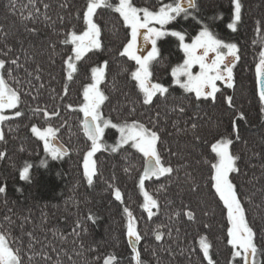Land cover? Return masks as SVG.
<instances>
[{
	"label": "trees",
	"instance_id": "obj_1",
	"mask_svg": "<svg viewBox=\"0 0 264 264\" xmlns=\"http://www.w3.org/2000/svg\"><path fill=\"white\" fill-rule=\"evenodd\" d=\"M201 1L196 0L198 10H193L187 19L178 17L164 30L179 31L188 41L206 26L217 39L235 43L240 59L233 76L234 86L221 87L214 102H197L193 95L175 84L170 74L162 80L169 89L167 98L157 97L152 106H143L142 96L130 76L135 65L119 55L130 33L117 13L97 10L93 19L101 28L103 49L90 52L77 62V72L68 81L64 62L72 55V46L61 41L67 33L81 34L86 29L82 18L86 0H45L51 5L49 15L56 23L53 28L37 22L35 35L27 32L16 16L9 14V0H0V28L9 33V43L18 50L17 41H23L35 57L27 65L29 70L36 65L42 69L41 80H33L31 87L27 83L30 78L23 70L17 74L21 84L9 80L10 86L21 89L19 111L23 115L0 124L5 137L0 141V152L5 153V158L0 159V187L6 188L0 194V223H5V217H11L12 236L21 235L20 225L27 217L29 222L24 223V231L34 232L42 241L47 237L58 248L67 249L74 264H103L109 255L115 257L116 264H135L127 237L124 213L127 207L142 236L137 251L143 264H207L200 251L202 237L211 244L209 254L213 264H242L232 255L234 250L227 243L226 210L209 186L211 164L216 162L211 145L228 138L233 140L230 151L240 157L237 161L240 172L232 174L233 182L247 209L249 225L256 233L257 264H264V111H261L256 78L260 52L264 50V0H241L242 19L235 32L228 28L234 11L231 0ZM26 3L27 0H17L18 6ZM62 3H67V7L61 8ZM134 3L156 10L158 0H134ZM58 16L64 17L63 22ZM180 49L179 41L166 35L159 42L161 58L153 65L157 68L166 65L172 71L183 59ZM23 59L21 56V62ZM105 61L108 66L101 89L108 99L101 106L103 117L114 123L139 121L149 128L156 121L162 137V143L157 146L162 161L179 169L171 178L154 177L145 181V191L159 203L151 219L143 209L144 198L138 187L144 158L135 149L129 146L117 152H112L110 147L102 149L93 158L96 175L92 186L84 177V157L91 142L82 131L80 112L70 110L68 105L75 109L81 106L83 87L91 82V68L103 66ZM41 83L43 88H39ZM65 85L67 95H64ZM227 96L233 97L231 108ZM179 106L185 108L183 114L172 111ZM36 108H46L50 113L58 111L59 116L46 120L42 113H34ZM241 113L244 119H240ZM11 114L12 111L6 115ZM174 122L180 129L187 127L189 132H178ZM193 122L197 124L195 134L190 129ZM233 122L238 128L239 140L235 139ZM33 126L41 131L48 127L57 129L55 139L67 154L53 160L45 151L44 142L32 134ZM193 135H199V141H194ZM115 141L116 133L107 130L103 143L114 146ZM25 165H30L29 179L21 180L20 172ZM192 185H198L199 190L193 192ZM115 189L121 191L123 204L115 200ZM188 210L194 212V221L184 215ZM77 223L83 226L79 238L72 235ZM5 227H8L6 223ZM157 231L163 234L161 241L155 239ZM54 232L67 237V242L61 245L59 240H54ZM24 239L26 242L27 238ZM81 242L82 248L78 247ZM62 259L64 264H72L66 256Z\"/></svg>",
	"mask_w": 264,
	"mask_h": 264
},
{
	"label": "snow or ice",
	"instance_id": "obj_2",
	"mask_svg": "<svg viewBox=\"0 0 264 264\" xmlns=\"http://www.w3.org/2000/svg\"><path fill=\"white\" fill-rule=\"evenodd\" d=\"M231 3L234 11L232 22L228 24V28L235 32L237 24L242 19V3L241 0H231ZM7 7L9 14L16 16L19 23L25 27V30L33 35L38 31L34 27L37 22H43L46 26L53 28L56 23L49 15L51 5L45 0H27L26 4H20L19 6L17 0H9ZM60 7L66 8L67 3H62ZM98 9H107L117 13L124 26L130 29V39L127 40L119 55L134 61L137 66L134 71H131L130 76L136 82V87L142 96L141 103L143 106H152L154 98L164 97L166 99L169 93L168 87L160 83H152V72L150 70L153 62H159L160 54L157 41L166 35L175 37L179 41V47L183 50L185 57L182 64L172 69L173 80L184 92L194 94L197 102L207 100L214 102L216 100V93L220 91L217 87V81H222L228 88L234 86L233 67L240 59L239 50L235 43H225L217 39L206 26L191 43H185V35L179 31L169 32L164 30L166 25L175 21L178 17L187 19L193 10H198L196 0H172L171 3H163L162 0H158L156 10L136 6L134 0H118L117 3H113V0H86L85 8L82 10V18L86 29L81 34H77L75 31L67 33L61 41L62 44H71L72 46V55L68 56L64 62L68 81H72L74 74L77 72V62L83 60L88 53L102 51L103 49L101 28L93 19ZM58 19L63 22L64 17L58 16ZM29 25L33 26L29 27ZM155 25H159L160 28L155 27ZM17 43L20 45L18 50L9 43V33L0 28V124L23 115L19 111L21 89L10 86L9 80L21 84L22 81L17 75L21 70L30 78L27 81L30 87L33 86V80H41V66L36 65L29 70L27 65L34 61L35 57L24 47L23 41H17ZM142 44H151V50L146 55L138 54ZM52 47L54 49V45ZM17 51L19 54H17ZM210 53L215 55L209 61ZM21 56L24 58L23 62H21ZM107 66V61H105L103 66L92 67L91 82L83 87L81 106L75 109L68 105L70 110L79 111L83 114L82 131L87 140L91 142L90 150L87 151L84 157V177L88 185L92 186L93 177L96 175L95 162L92 157L102 149L107 150L110 147L112 152H117L125 145L135 149L144 158L143 173L139 177L138 187L144 198L143 209L147 212L148 219H151L154 215L153 210L159 209V203L145 191V181L153 177L156 179L161 177L171 178L174 173H178L179 169L165 165L162 161L157 147L158 144L162 143V137L160 130L156 128V121H153V127L149 128L139 121L114 123L103 117L101 106L108 97L102 91L101 85L105 80ZM196 66L199 67L198 73L193 72V68ZM256 76L259 85V101L262 105L261 111H264V51L260 52ZM43 87L42 83L39 84V88ZM67 93L68 87L65 85L64 95H67ZM28 94L30 93H25V95ZM33 98L35 99V97ZM226 99L228 107H233V97L227 96ZM6 110H12V114L6 115ZM33 111L34 113H42L43 118L46 120L59 116L58 111L54 110L50 113L46 108H36ZM133 111H135L134 108ZM172 111L183 114L185 108L183 106L174 107ZM156 117L159 120V112L156 113ZM240 119H244L243 113L240 114ZM173 127H176L178 132H184L185 134L189 132L187 127L184 129L178 128L176 122L173 123ZM109 128L115 129L119 133V141L114 146L103 143L105 130ZM190 129L195 134L197 124L191 123ZM57 131L53 127H48L44 131L35 126L31 128L32 134L44 142V149L51 155L53 160L62 158L66 154V150L62 145L57 147L51 143L56 138ZM233 132L236 133L235 139L239 140V131L235 122H233ZM4 139V134L0 131V141H4ZM193 139L199 141L200 137L199 135H193ZM232 144L233 140L226 138L211 145V152L215 154L216 162L211 164L209 186L210 189L214 190L213 194L222 202L223 209L226 210L227 243L234 249L232 255L239 257L243 264H257L256 233L249 225L247 209L239 195L237 185L233 182L232 174L240 172L237 164L240 157L230 151ZM3 158H5V153L0 152V159ZM29 168L30 165H25L20 172L21 180L29 179ZM109 187L111 188L112 185H109ZM191 190L197 192L199 186L192 185ZM5 192L6 188L0 187V194ZM114 197L115 200L124 203L119 189L114 190ZM248 202L251 203V200ZM124 213L127 216V237L134 253L133 259L135 264H143L141 254L136 247L142 236L137 229L133 213L127 207L124 208ZM177 215H180V213H177ZM184 215L187 216L189 221L195 220L192 210H188ZM88 219L94 222L92 216H89ZM4 222L8 227H5V223H0V264H64L62 256H66L74 264L67 249L58 248L56 243L49 241L47 237L42 241L36 237L34 232L24 231V223L29 222L27 217L23 218V223L20 225L21 235L19 237L11 235V226L14 224L11 217H5ZM82 228L83 226L77 223L72 235L79 238V230ZM25 237L27 238L26 242ZM53 238L59 240L61 245L67 242V237L57 236L55 232ZM162 238L163 234L157 231L155 239L161 241ZM72 243L75 245L76 240L74 239ZM199 243L203 258L207 260V264H213L209 254L210 242L206 237H202ZM78 247L82 248L83 243L81 242ZM74 254L80 255L79 252ZM99 259L97 257V260ZM103 264H116L115 257L109 255L103 260Z\"/></svg>",
	"mask_w": 264,
	"mask_h": 264
},
{
	"label": "flooded vegetation",
	"instance_id": "obj_3",
	"mask_svg": "<svg viewBox=\"0 0 264 264\" xmlns=\"http://www.w3.org/2000/svg\"><path fill=\"white\" fill-rule=\"evenodd\" d=\"M162 1H164V3H170L172 0H162ZM143 31V30H142ZM197 36V35H196ZM195 36V37H196ZM165 37V36H164ZM164 37L163 38H161L160 40H158L157 41V48H158V51H159V54H160V50H159V42H161L163 39H164ZM193 39V38H192ZM192 39H190V40H192ZM190 40H188V41H190ZM150 46H151V44H142L141 45V51L140 52H138V53H142V55H144L145 54V52H147V50H149V48H150ZM214 53H210L209 54V61L211 60V59H213L214 58ZM160 56H159V60H160ZM131 61V60H130ZM131 62H133V64L135 65L134 66V69H136V64H135V62L134 61H131ZM166 62V64H167V61H165ZM156 62H153L152 63V65H151V72H152V76H151V81H152V83H160V84H162L163 86H164V84H163V82H162V80H164L165 78H166V75L167 76H170V74H171V71H170V67H167L166 65H165V67L163 66L162 68H159V66H158V68L157 67H155V65H153V64H155ZM162 63V62H161ZM239 64V62L237 61L236 63H235V66L233 67V76H234V73L236 72V70H237V68H238V65ZM164 65V64H163ZM193 72L194 73H198L199 72V67L198 66H196V67H194L193 68ZM171 77H172V75H171ZM173 78V77H172ZM136 83V82H135ZM217 87L220 89L221 87H224V88H228V87H225V84L222 82V81H217ZM218 93V92H217ZM216 93V94H217ZM190 94V93H189ZM191 95H193L194 96V94H191Z\"/></svg>",
	"mask_w": 264,
	"mask_h": 264
},
{
	"label": "rangeland",
	"instance_id": "obj_4",
	"mask_svg": "<svg viewBox=\"0 0 264 264\" xmlns=\"http://www.w3.org/2000/svg\"><path fill=\"white\" fill-rule=\"evenodd\" d=\"M201 1V0H200ZM172 2V1H171ZM170 2V3H171ZM202 2V1H201ZM121 21H122V19H121ZM123 22V21H122ZM124 25V24H123ZM126 29H128V32L130 33V29L129 28H127L126 26H124ZM155 27H157V28H160V26L159 25H155ZM163 38V37H162ZM161 39V38H160ZM159 39V40H160ZM193 39H195V37H193ZM192 39V40H193ZM192 40H190V41H186L185 40V43H191L192 42ZM151 50V46H150V48H149V50H147V52H149ZM181 51H182V53L184 54V52H183V50L182 49H180ZM141 51V50H140ZM139 51V52H140ZM226 51V50H225ZM262 51H264V50H262ZM147 52H145V54L144 55H146L147 54ZM139 55H142V53H138ZM127 58V57H126ZM182 61L179 63V64H182L183 63V60H184V56H182ZM239 62V61H238ZM239 65V64H238ZM257 78V77H256ZM258 83V82H257ZM225 87H227L226 85H225ZM258 92H259V85H258ZM12 110H6V112H5V114H7V113H9V112H11ZM81 114V117H82V119H83V114L82 113H80ZM107 130H112V131H114L115 133H116V141H115V145H116V143L119 141V133L115 130V129H111V128H109V129H106L105 130V132H107ZM124 147H127V145H125ZM98 153V152H97ZM93 158H94V156L92 157V160H93ZM234 250V249H233ZM239 258V257H238ZM240 259V258H239ZM242 264H243V262H242Z\"/></svg>",
	"mask_w": 264,
	"mask_h": 264
},
{
	"label": "water",
	"instance_id": "obj_5",
	"mask_svg": "<svg viewBox=\"0 0 264 264\" xmlns=\"http://www.w3.org/2000/svg\"><path fill=\"white\" fill-rule=\"evenodd\" d=\"M86 137V136H85ZM53 145H55V146H57V147H59V146H61V144L58 142V140H56V139H54V140H52V142H51ZM64 148V147H63ZM65 149V148H64ZM66 150V149H65ZM66 154H67V150H66ZM154 178V177H153ZM129 244V243H128ZM138 245H139V243L136 245V247H137V249H138ZM129 247H130V249L132 250V248H131V246L129 245Z\"/></svg>",
	"mask_w": 264,
	"mask_h": 264
}]
</instances>
